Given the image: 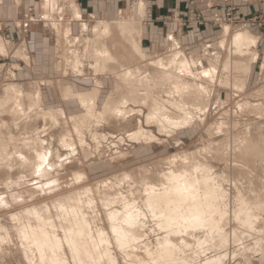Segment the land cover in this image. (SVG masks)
Listing matches in <instances>:
<instances>
[{"label": "rangeland", "instance_id": "374dc122", "mask_svg": "<svg viewBox=\"0 0 264 264\" xmlns=\"http://www.w3.org/2000/svg\"><path fill=\"white\" fill-rule=\"evenodd\" d=\"M192 2L194 3V0H191V3ZM233 11L234 9L230 10V12ZM228 18L222 19L220 21L222 23L221 24L222 28L225 27L224 30L226 32L225 38L222 41V47H226L227 49V57H226L227 60L225 59L226 61L223 60L222 63H220L219 59H215V58H213V60L210 59L211 58L210 55L206 51H204L201 46L194 48L193 52L186 51L182 47L178 46V49L184 52L185 58L192 60L193 57L196 59L199 57L198 60H200L201 62V64H197V68H196L197 70H194L195 71L194 73L197 74L196 76L194 75L196 79L192 77L190 80L186 79L185 81L186 82L189 81L188 83H190L191 85L192 84L203 85L205 86V88L207 86H210V88L212 89L210 92L209 90L210 88H209L207 90L208 93L207 92L205 93V95L207 96L208 94H210L209 95L210 97H208L207 99L209 100V107L205 112V114L197 115L198 119L195 123H193L194 125L186 127L182 130L179 129L174 131L169 128L170 127L169 125H167L168 127V129H166L167 131L164 130V132H162L161 130L159 134V130L156 124L151 126L146 123V118H145L146 114H143L141 116H139V114L134 115L133 119L129 121L130 123L129 122L125 123L123 118H119V119L111 118V115H109L110 117L109 116L107 117V115H105L103 116L104 117L103 119H101V117H97V115L94 117L93 116L88 117L86 119L85 118L86 111L84 108L81 107V105L66 108V112L63 117L62 113L59 111V108H51L47 104L49 103V100L46 99L44 96H43L44 98L41 99V104H40L41 106L35 108L37 110L33 108L31 109L33 112L18 113L17 105H15L14 102L12 101L15 102L19 101L21 103V108L24 111L26 110L29 112L30 108L28 107H30V105H32L33 102L35 103L33 99L32 101L30 99L35 96L32 93L35 89H37V88L35 89L33 88V86H35L36 84L33 83L32 81H29L27 76L20 77L19 75L20 68L17 65L9 64L6 67L0 68V129H1L0 130V150H1L0 151V157H1L0 184L2 183L0 186V201H1L0 202L1 205L0 236L2 235V238H0V242H1L0 264L41 263V261H39L40 259L38 258L39 256L38 247L35 248L33 243V233L38 234V232L40 234V235L38 234V236H40L41 238H43L45 234H49V236L57 237L62 242L61 244L63 247L62 248L63 257L67 259L68 264H77L76 263L78 262L77 255L71 253L72 251L70 250L69 243L66 240L70 241V239L73 240V238L75 239L79 237L78 235L79 233H77L78 231L76 230L79 224H82L84 221L89 222L88 225L90 229L89 230L90 234L87 237L86 236L85 237L91 241L92 239L94 240L93 244L95 246H93L92 249L95 252V258H97V260L90 261L87 264H114V263L148 264V262L149 264H170L168 262H164L165 261L163 260L164 258H161L162 255L161 243L165 242L167 239H169L170 241L176 240L177 242L181 243L182 238H185V241H187V243L190 244V246L187 248L181 245L183 250L182 254H184V256L188 259V261H191L192 264H205L210 260L212 261L214 258H221V257H222L221 264H255V263L257 264V262L260 260H262V262L264 261V201L262 202V200H264V195H262L264 194V160L262 161V159H264V149H263L264 136L262 138V135H264V49H262L260 52L262 56V60L257 62L256 68L250 66V63L257 59V54H254L257 52H254V50L252 51V47L254 45L251 46L248 50L246 48H240L238 50L234 49L233 51H231V44L233 41V37L237 33L244 32L245 30L236 32L237 30L240 29V27L238 25H234L235 24L234 21ZM247 21L249 24L251 23L259 28H264V16L255 17ZM197 22L203 25L202 24L203 21L197 20ZM200 24L199 26H201ZM245 32L248 31L246 30ZM220 36L217 35L216 39L217 37ZM202 42L204 41H202V39L199 38L198 43H202ZM173 52L174 51L171 50L170 54L168 53L165 54L164 56L163 55L153 56L146 61L145 66L151 64L149 63V61L157 62L159 60H164L165 62H167V59H169L174 55ZM232 52L233 54L239 53V55L234 54L233 56L234 58H233L231 55ZM233 59L235 62L233 61ZM245 60L247 61L249 60V61L246 62ZM227 62H230V64L229 63L228 65L225 64ZM241 62L249 63L250 69L248 68L246 69V71L242 69H238L239 68L238 64ZM212 63L215 66H217L218 69V78H217L218 81L216 80L218 85L216 87L214 85H213L214 87L212 86L213 84V79H211V76L213 77L212 74L208 78H205V76L202 74L203 71L211 70ZM139 66L145 67L143 65H139ZM148 68L149 69L147 70L151 73L152 72L151 67ZM229 70L230 71L239 70L240 73L239 74L231 73ZM241 72L242 73L244 72V74H242ZM43 75L44 74H42L41 72V74L37 73L34 74L33 76L37 77ZM259 75L260 77H258ZM252 78H254L255 81ZM227 79L228 80L230 79L229 81L231 82L228 85L225 83L227 82L226 81ZM115 80H116V76H115ZM206 80H208V82H206ZM238 80L245 81L243 83L245 84L243 90L239 89L241 83H238L240 82ZM237 86H239V88ZM153 91H154L153 92L154 95H157L159 93L158 92L159 90L157 89ZM114 93L116 95H120L116 87ZM28 98L30 101L28 100ZM99 103L100 104L97 110L102 111V106L104 103L102 102V100ZM245 104L246 106H244ZM255 105L259 108L263 107L262 109L258 108L259 110H261L258 111V114L255 110L257 109V107L255 108ZM139 107L140 105H137V107L134 106V111L135 112H139L137 110L144 111L143 107L142 108ZM246 107H248L249 110L248 108L245 109ZM42 112L45 114L44 115L41 114ZM174 115L176 116V114ZM177 115L180 114L177 113ZM17 117L18 118L20 117V120ZM47 118L48 120H46ZM64 118L65 121H63ZM140 118L142 120V124H140V126H142L146 131L150 132L151 134H154V136L157 137L156 139L159 140V143H157V141L154 140H149L151 142L150 143L146 138L145 139L143 138L139 142H132L131 140L127 139L130 133L139 130L137 119ZM85 119L86 120L90 119L94 123L93 122L91 123V121H86ZM73 121L75 125L74 123L72 124ZM97 121L98 122L100 121L101 123L100 122L98 123ZM92 124L95 125L92 126ZM89 125L92 128H89ZM86 126L87 129H85ZM218 127L219 128L221 127L220 130H218ZM80 130L82 132H80ZM65 134L66 135L69 134L68 135L69 137H67ZM145 134L148 135V133ZM78 136L81 137V139L78 138ZM62 137L64 138V140H61L63 139ZM144 137H146V135ZM247 137H249L250 140L258 138L259 141H262L260 151L254 153L255 155L252 154L250 158L248 157V155L244 156L242 155V153L237 154L235 152L236 149L238 152H240L242 146H244L243 144H247L248 142H250V140H248ZM120 138H122L123 140ZM238 138L239 139L241 138L240 141L238 140ZM2 139L4 140L1 141ZM97 142L99 143V145ZM235 142H237V144ZM37 144L39 145L37 146ZM34 145L37 146L36 147V149L38 150L37 152L32 149ZM61 147H64V149L66 150L62 149ZM204 149L205 151H203L204 153H202V150ZM2 150L4 152H2ZM210 151H212L213 154ZM210 153L211 156H209ZM217 153L219 154L217 155ZM42 154L48 155L49 157L46 165L44 164L45 166L42 164L43 161L41 156ZM232 154L233 155L235 154V156L233 157ZM256 154H258L257 157ZM198 155L199 157H197ZM215 157H219L220 159L219 158L215 159ZM221 157H224L225 159ZM30 158L33 159L35 158V159L34 160L32 159L33 161L32 162ZM195 158L196 160L198 159L197 160L198 162L195 160ZM241 158L243 161L241 160ZM25 159H27L28 161L23 163L24 162L23 160ZM174 160L176 163L173 162ZM41 164L44 167H41ZM179 164H182L183 169L181 168L182 166ZM199 164L211 165L213 167V171H216V173L215 172L214 173L216 174V176L218 175L217 183L221 185V187L228 193V195L226 194L221 199V203H222V204L220 203L221 209L229 213L227 214L226 218L222 220L219 231L213 230L211 227L209 226L207 227L206 225L199 227L191 226V227H187L186 230H183L184 232H180V233L172 232L169 236V234H167L166 231L160 229L158 225L159 220L155 217V215L154 216L152 215V212L149 209V205L147 204V200H146L148 198V195L145 189L146 188L145 185L152 181L151 185L155 183L154 185L156 188L159 187L162 189V185L167 184V181H165L164 183L165 179L163 177L167 174L169 175L172 169L175 171L180 170L179 172H181L182 170L186 171L187 169H190L192 167L196 168L200 166ZM48 165H50L51 168H49ZM177 167L179 169H177ZM43 168H47L51 175L48 177H43L41 174L42 173L41 169ZM191 170L192 169H190L189 173L188 172L187 173L190 174V172L192 173L195 171V170L194 171ZM200 170L201 169H199V171ZM183 171L182 173H186ZM201 173L202 172H200V174ZM223 173L225 176L226 175L227 176L226 177L223 176ZM141 175L143 176V178ZM135 176L138 177V179ZM228 176L229 178H227ZM148 177L150 178V180L148 179ZM121 179L125 181L122 182ZM133 179L136 180L133 181ZM139 179L142 181H139ZM228 179L234 181L232 182ZM139 182H141L140 183L141 185L138 184ZM159 182L161 185L159 184ZM226 184L227 186H225ZM115 185L117 186L118 189L116 188ZM6 186H8V188ZM106 186L108 189L106 188ZM129 188L131 189L129 190ZM241 190L244 193H242ZM239 193L240 195L243 196L247 194V196L244 197L245 201L247 202H255L258 204L261 202L260 203L261 207H257L254 209L255 211L254 214H257V218L256 221H253V224L251 225L250 228H245V226L243 225L241 226V224H243L244 221L241 223V220L239 222V220L236 217L237 215H239L238 213L241 214V211L238 210V208H240L241 205L237 203L238 200H240ZM4 197L6 198V200ZM69 197L70 198L75 197V198L74 200L72 199V201L70 202L68 199ZM128 197L131 198L128 199ZM1 198L3 199L1 200ZM123 199L125 200V202ZM254 199L255 201H253ZM58 200H60L61 202ZM108 200L110 201V203ZM62 202H65L64 203L65 209H63L60 205ZM77 202L78 204H76ZM105 204L106 206L108 205L110 208L108 206L106 207ZM141 204L143 205L141 206ZM47 208L48 210H46ZM113 208L114 211H112ZM34 209H36V212L40 210V213L38 212V214L41 215L40 216L33 215V213L35 212ZM47 211H49L47 214L44 213ZM132 214L134 215L140 214L139 220L137 221L138 223L136 222L137 224H134L132 226L129 225L128 227V225L125 224L126 223L125 220L128 217V215H132ZM241 215L240 216L242 218L239 217L240 219L246 218L245 217L246 214H244V216L243 214ZM46 217L47 220L49 219L48 221L46 220ZM141 217L142 219H140ZM143 219L144 222H142ZM51 223L54 226H52ZM58 223L62 225H59ZM65 224L66 226L69 225V228H67ZM31 227L32 228L35 227V228L32 229ZM58 228L59 230H57ZM126 229H130L131 231H127ZM65 232L67 233L68 237L66 236ZM165 235L167 236V238ZM163 237L165 239H163ZM205 239L206 241H204ZM199 241L205 242L203 247H199L198 244ZM119 242L121 243L123 242L125 246L120 247ZM219 244L221 245L219 246ZM137 248L140 249V251ZM180 251L181 249L178 250V253ZM189 251H191V253ZM173 253H175V251H173ZM26 254L30 256L29 259L26 258ZM74 255H76V259L74 258ZM191 255L194 256L190 257ZM138 256H140V258ZM145 257H147V259H145ZM110 258L114 259L115 261L111 260ZM28 260L30 262H26Z\"/></svg>", "mask_w": 264, "mask_h": 264}, {"label": "crops", "instance_id": "0c3cea01", "mask_svg": "<svg viewBox=\"0 0 264 264\" xmlns=\"http://www.w3.org/2000/svg\"><path fill=\"white\" fill-rule=\"evenodd\" d=\"M259 16H264V0H0V42L6 51L0 53V68L17 65L20 77L27 76L36 84L34 89L42 90L41 99L65 113L66 108L79 105L74 98L66 100V92L76 96L100 89L98 98L103 103L114 93L115 76L91 70L95 51L103 45L126 67L145 66L153 56L170 54L174 42L190 52L201 46L210 59L222 63L227 49L222 47L226 32L220 21L229 17L240 27L236 32L247 30L256 39L252 51L257 52V60L250 63L256 68L262 60L264 28L247 20ZM199 38L204 42L198 43ZM41 72L43 76H33Z\"/></svg>", "mask_w": 264, "mask_h": 264}, {"label": "bare ground", "instance_id": "6f19581e", "mask_svg": "<svg viewBox=\"0 0 264 264\" xmlns=\"http://www.w3.org/2000/svg\"><path fill=\"white\" fill-rule=\"evenodd\" d=\"M142 8V7H141ZM128 25V23H126ZM132 24V23H130ZM134 26V25H132ZM119 27V26H118ZM123 29V27L120 25V29ZM119 29V28H118ZM130 29V27H129ZM128 29V30H129ZM112 30V29H111ZM60 31V30H59ZM124 31V30H123ZM102 32V31H101ZM126 32V31H125ZM98 33V31H97ZM107 33V32H106ZM112 33H113V30H112ZM123 33V32H122ZM108 34V33H107ZM102 35V34H101ZM134 35V34H133ZM111 36V35H110ZM65 38V37H64ZM133 38V37H132ZM131 38V39H132ZM173 39V38H172ZM59 40V39H58ZM63 40V39H62ZM98 40V39H97ZM109 40V39H108ZM132 40H135L134 38ZM131 40V41H132ZM60 41V40H59ZM102 41V40H101ZM115 41V39H114ZM66 42V40H65ZM104 42V41H103ZM108 42V41H107ZM111 42V41H110ZM258 42V41H257ZM5 43V41H4ZM102 44V42H100ZM137 43V42H136ZM62 45V44H61ZM95 45V44H94ZM135 45V44H133ZM174 45V49H172L174 52H173V56L170 57L169 59H167V62H165L164 60H159L157 62H152V61H149V63H151L150 65L148 64V66H145V67H140V66H123L121 64H119V62L117 60L119 59H115L113 57V55L111 54V52L107 49V47H104V45L101 47H98L95 51L96 53V60L95 62L93 63V67H91V70L93 69L95 71V74L98 75L99 72L101 73H104V74H111V75H115L116 76V88H117V91L120 95H116L115 93H112L108 99H106V101L104 102L103 106H102V111H98V107H99V102H100V96L98 95L99 94V91L95 89V91H92V93L90 94H82V93H78L76 94V96L74 95H68L65 93V97L67 98L66 100H68V98H74L79 105H81L82 108L85 109L86 111V116L85 118L87 119L88 117H94L97 115V117H101V119H103L105 115H107V117L109 115H111V118H114V119H119V118H123L124 122H129L133 119V116L134 115H138L141 116L143 114H146V123L153 126L154 124L157 125L158 127V130H159V134H160V131L162 130V132L167 131L166 129H168L167 125H169L170 129L171 130H182L186 127H189L191 125H194L193 123H195L197 121V115L199 114H205V112L207 111L208 107H209V100L208 97H210L208 94L205 95V93L207 92V90L210 88V86H207L205 88V86L203 85H197V84H190L188 82H186L185 80H190L192 77L194 79H196V73H194L195 71L194 70H197V64H201L199 57L196 59L193 57L192 60L190 59H187L184 57V52L180 51L178 49V46L179 44H177V42H174L173 43ZM253 45H256V39L248 32H240V33H237L234 37H233V41H232V44H231V51H233L234 49L238 50L240 48H246L247 50L253 46ZM108 46V45H107ZM136 46V45H135ZM134 46V47H135ZM138 46V45H137ZM112 47V46H111ZM60 48V47H59ZM62 48V47H61ZM88 48V47H87ZM138 48V47H137ZM91 49V48H90ZM89 49V51H90ZM134 50H136V47L133 48ZM140 50V49H139ZM19 51V50H18ZM60 51V50H59ZM87 51V50H86ZM137 53V51H135ZM141 52V51H140ZM139 52V53H140ZM239 52V51H237ZM0 53L1 54H5L6 51H5V47L4 45L0 42ZM72 53V52H71ZM84 53V51H83ZM138 54V53H137ZM141 54V53H140ZM235 55H239V53H234ZM233 52H232V57L234 56ZM64 55V54H63ZM66 55V54H65ZM147 55V54H146ZM244 55V54H243ZM148 56V55H147ZM255 57V56H253ZM63 58V57H62ZM123 58V57H122ZM126 58V57H125ZM140 58V57H139ZM144 58V57H143ZM182 58V59H181ZM220 58V57H218ZM234 58V57H233ZM69 61H70V58H67ZM77 61H75L74 59L72 61H75L77 62L76 65H77V69L78 70L80 68V60H79V57L77 56L76 54V58ZM232 59V58H231ZM230 59V60H231ZM125 60V59H124ZM141 60L142 57H141ZM140 60V61H141ZM257 60V59H256ZM145 61V60H144ZM234 61V59H233ZM246 62H248L247 60H245ZM131 62V61H130ZM231 62V61H230ZM230 62H227L225 64L228 65V63L230 64ZM235 62V61H234ZM71 63V62H70ZM90 63V62H89ZM232 63V62H231ZM61 64V63H59ZM91 64V63H90ZM89 64V65H90ZM114 64H117L118 66L115 67L113 66ZM131 64V63H130ZM193 64V65H191ZM63 65V64H62ZM69 65V64H68ZM88 65V64H87ZM236 65V64H235ZM239 68L238 69H242V70H245L246 69H250L249 67V64L248 63H239ZM226 66V65H225ZM224 66V67H225ZM66 67V66H65ZM148 67H151L152 69V72L150 73L147 69H149ZM72 68V67H71ZM90 68V67H89ZM85 69V68H84ZM186 69V70H185ZM225 69V68H224ZM228 69V68H226ZM73 70V69H72ZM90 70V69H89ZM90 70V71H91ZM230 71V70H229ZM72 72V71H71ZM98 72V73H97ZM231 73H237L239 74V70L235 71V70H232L230 71ZM74 73V72H73ZM92 73V72H91ZM242 73V72H241ZM79 74V73H78ZM86 74V72H85ZM205 78H208L210 77V75L212 74L213 77L211 76V79H213V84L212 86L214 85L215 87L218 85L217 83V78H218V69H217V66H215L213 63L211 64V70H208V71H203L202 73ZM201 74V75H202ZM244 74V72L242 73ZM246 74V73H245ZM195 75V76H194ZM105 76V75H104ZM84 77V76H83ZM87 77V75H86ZM96 77V76H95ZM112 77V76H111ZM203 77V76H202ZM98 78V77H97ZM101 78V77H100ZM199 78V77H197ZM216 78V79H215ZM83 79V78H82ZM184 79V80H183ZM210 80V79H209ZM217 80V81H216ZM230 80V79H229ZM228 79L226 80L227 82H225L227 85L229 83H231ZM95 81V79H94ZM203 81V80H202ZM205 81V79H204ZM211 81V80H210ZM216 81V82H215ZM240 82L238 83H241L240 85V88L239 86H237L239 89H242L243 90V87H245V84H243L245 81L244 80H238ZM93 82V81H92ZM196 82V81H195ZM206 82H208V80H206ZM205 82V83H206ZM224 82V81H223ZM96 83V82H95ZM101 83V82H99ZM201 83V82H200ZM217 83V84H216ZM98 84V83H96ZM208 85V84H207ZM225 85V84H224ZM211 86V87H212ZM213 86V87H214ZM102 87V86H101ZM21 88V87H20ZM226 88V87H225ZM233 88V87H232ZM12 89V88H11ZM15 89V88H14ZM159 90L158 94L157 95H154L153 94V90ZM210 92H211V88L209 89ZM17 91V90H16ZM18 91H21V90H18ZM65 91H68V89H66ZM143 91V92H142ZM240 91V90H238ZM24 92V91H23ZM243 92V91H242ZM241 92V93H242ZM14 93V92H13ZM19 93V92H18ZM41 89L40 88H37L33 91L32 94H34L35 96L33 98H31L30 100L32 101V99L35 101V103L33 102L32 105H30V110L29 112L28 111H24L22 108H21V103L19 101H12L14 102L15 105H17V112L18 113H30V112H33L31 109H35L36 107H40L41 105ZM208 93V92H207ZM213 94V93H212ZM216 95V94H215ZM99 96V98H98ZM12 97V95H11ZM234 98V97H233ZM29 100V98H28ZM29 100V101H30ZM25 102V100H24ZM27 102V101H26ZM249 102V101H248ZM251 103V102H250ZM25 104V103H24ZM43 104V103H42ZM137 105H140L139 108H142L144 109L143 110H137L139 112H135L134 111V106L137 107ZM249 105V103H248ZM246 106V104L244 105ZM243 106V107H244ZM251 106V105H250ZM27 107V105H26ZM257 106L255 105V108ZM261 107V106H260ZM101 108V107H100ZM248 107H246L245 109H247ZM253 108V106H252ZM251 108V109H252ZM254 108V109H255ZM259 107H257L258 109ZM263 108V107H262ZM262 108H259V109H262ZM253 109V110H254ZM256 110L257 114H258V111H261V110ZM37 110V109H35ZM45 110V109H44ZM244 110V108H243ZM242 110V111H243ZM249 110V108H248ZM247 110V111H248ZM254 110V111H255ZM55 111V110H54ZM58 111V110H57ZM63 117H64V112L62 110H59ZM84 111V112H85ZM210 111V110H209ZM241 111V110H240ZM253 111V112H254ZM35 112V111H34ZM38 112V111H37ZM49 112V111H48ZM56 112V111H55ZM141 112V113H140ZM249 112V111H248ZM40 113V112H39ZM177 113H179L180 115H177ZM243 113V112H242ZM255 113V112H254ZM41 114H45V113H41ZM40 114V116H41ZM176 114V116L174 115ZM260 114V112H259ZM19 115V114H18ZM35 115V114H34ZM84 115V114H83ZM174 115V116H173ZM246 115V114H245ZM262 115V114H261ZM20 116V115H19ZM47 116V114H46ZM55 116V114H54ZM82 116V115H81ZM263 116V115H262ZM77 117V116H76ZM110 117V116H109ZM18 118V117H17ZM16 118V119H17ZM23 118V117H22ZM41 118V117H40ZM56 118V117H55ZM60 118V117H59ZM73 118V117H72ZM143 118V117H142ZM20 120V117L18 118ZM81 119V118H80ZM83 119V118H82ZM85 119V120H86ZM96 119V118H95ZM106 119V118H105ZM23 120V119H22ZM38 120V119H37ZM44 120V118H43ZM42 120V121H43ZM48 120V118L46 119ZM52 120V119H51ZM63 120V119H62ZM76 120V119H75ZM107 120V119H106ZM31 121V120H30ZM65 121V118L64 120ZM67 121V120H66ZM82 121V120H81ZM86 121H91L90 119L89 120H86ZM119 121V120H118ZM46 122V121H45ZM78 122V121H77ZM85 122V121H84ZM93 121H91L92 123ZM98 122V121H97ZM100 122V121H99ZM98 122V123H99ZM103 122V121H102ZM27 123V122H26ZM30 123V122H29ZM48 123V122H47ZM74 123V121L72 122V124ZM80 123V121H79ZM94 123V122H93ZM101 123V122H100ZM107 123V122H106ZM109 123V122H108ZM130 123V122H129ZM137 123H138V128L139 130H137L136 132H132L129 134V137L127 139L131 140L132 142H139L140 140H142L143 138L145 139H148L149 140H154V141H157V143H159V140L156 139L157 137L154 136V134H151L150 132L146 131L142 126H140V124H142V120L141 118L140 119H137ZM227 123V122H226ZM45 124V123H44ZM61 124V123H60ZM66 124V123H65ZM82 124V123H81ZM90 124V123H88ZM28 125V124H27ZM75 125V123H74ZM85 125V124H84ZM95 125V124H92V126ZM102 125V124H101ZM108 125V124H107ZM222 125V124H221ZM23 126V125H21ZM54 126V125H52ZM77 126V124H76ZM74 126V127H76ZM88 126V125H87ZM87 126L85 127V129H87ZM100 126V125H99ZM121 126V125H120ZM238 126V125H237ZM236 126V127H237ZM82 127V126H80ZM79 127V128H80ZM224 127V126H223ZM21 128V127H20ZM89 128H92L90 127L89 125ZM110 128V127H109ZM151 128V127H150ZM221 128V127H220ZM220 128L218 127V130H220ZM224 129V128H223ZM229 129V127H228ZM226 129V130H228ZM1 130V129H0ZM93 130V129H92ZM84 131V130H83ZM151 131V130H150ZM78 132V131H77ZM80 132H82L80 130ZM177 132V131H176ZM223 132V131H222ZM145 133H148L145 134ZM167 133V132H166ZM172 133V131H171ZM170 133V134H171ZM247 133V132H246ZM251 133V132H250ZM2 134V133H1ZM39 134V133H38ZM70 134V132H69ZM68 134V135H69ZM241 134V133H239ZM3 135V134H2ZM66 135V134H65ZM68 135H66L67 137H69ZM73 135V134H72ZM77 135V134H76ZM100 135V134H99ZM146 135V137H144ZM163 135V134H162ZM262 135V134H261ZM66 136H63V137H66ZM85 136V135H83ZM95 136V135H94ZM103 136V134H102ZM114 136V135H112ZM166 136V134H165ZM163 136V137H165ZM248 136V134H247ZM264 135H262V138H263ZM62 137V138H63ZM98 137V136H97ZM100 137V136H99ZM105 137V136H104ZM117 137V136H116ZM120 137V136H119ZM2 138V137H1ZM5 138V137H4ZM28 138V137H27ZM74 138V137H73ZM78 138L81 139V137L78 136ZM246 138V136H245ZM248 140L249 137H247ZM93 139V138H92ZM105 139V138H104ZM110 139V138H109ZM108 139V140H109ZM122 139V138H120ZM241 139V138H240ZM240 139L238 138V140L240 141ZM264 139V138H263ZM4 139H2L1 141H3ZM6 140V139H5ZM14 140V139H13ZM25 140V139H24ZM23 140V142H24ZM61 140H64L61 139ZM72 140V139H71ZM84 140V139H82ZM86 140V139H85ZM101 140V139H100ZM123 140V139H122ZM244 140V139H243ZM254 140V141H253ZM253 140H250V142H248L247 144H243L244 146H242L240 152L237 151L236 149V153H242V155L244 156H247L250 158V156L255 155L254 153H257L258 151H260V148H261V142L262 141H259L258 138L257 139H253ZM261 140V139H260ZM147 141V140H146ZM245 141V140H244ZM101 142V141H100ZM150 142V141H149ZM20 143V142H19ZM69 143V142H68ZM98 143V142H97ZM151 143V142H150ZM156 143V142H155ZM162 143V142H161ZM160 143V144H161ZM237 144V142H235ZM72 144V143H71ZM142 144V143H140ZM139 144V145H140ZM146 144V143H145ZM239 144V143H238ZM264 144V142H263ZM7 145V144H6ZM27 145V144H25ZM39 144H37L38 146ZM84 145V144H83ZM99 145V143H98ZM36 145H34L32 147V149L34 151H38L36 149L37 147ZM234 146V145H233ZM238 146V145H236ZM25 147V146H24ZM28 147V146H27ZM84 147V146H83ZM241 147V146H239ZM263 147V146H262ZM39 148V147H38ZM62 149H64V147H61ZM76 148V146H75ZM82 148V146H81ZM209 148V147H208ZM219 148V147H218ZM236 148V147H235ZM238 148V147H237ZM18 149V148H17ZM206 149V148H205ZM202 150V153H204ZM215 149V148H214ZM223 149V148H222ZM264 149V148H263ZM21 150V149H19ZM40 150V149H39ZM66 150V149H64ZM210 150V149H209ZM209 150H208V153H209ZM221 150V148H220ZM235 150V149H234ZM1 151V150H0ZM23 151V150H22ZM25 151V150H24ZM207 151V150H206ZM219 151V150H218ZM2 152H4L2 150ZM17 152V151H16ZM212 153V151H210ZM233 152V151H232ZM24 153V152H23ZM39 153V152H38ZM206 153V154H208ZM211 153L209 154V156H211ZM228 153V152H226ZM235 153V154H236ZM3 154V153H2ZM50 154V153H49ZM195 154V153H193ZM213 154V153H212ZM219 153H217L218 155ZM235 154L233 155V157L235 156ZM31 155V154H30ZM33 155V154H32ZM125 155V154H124ZM241 155V154H240ZM258 154H256V157H257ZM3 156V155H2ZM38 156V155H37ZM42 156V164L46 165L47 163V160H48V155H41ZM202 156V155H201ZM208 156V155H207ZM219 156H222V155H219ZM260 156V155H259ZM6 157V156H5ZM4 157V158H5ZM29 157V156H28ZM31 157V156H30ZM33 157V156H32ZM199 157V155L197 156ZM214 157V156H213ZM243 157V156H241ZM1 158V157H0ZM60 158V157H59ZM121 158V157H120ZM189 158V156H188ZM209 158V157H208ZM211 158V157H210ZM216 158H219V157H215ZM221 158H224V157H221ZM248 158V159H249ZM255 158V157H254ZM31 161L33 158H30ZM29 159V160H30ZM35 159V158H34ZM33 159V160H34ZM191 159V158H190ZM203 159V158H201ZM220 159V158H219ZM217 159V160H219ZM225 159V158H224ZM233 159V158H232ZM240 159V158H239ZM247 159V158H246ZM257 159H260V158H257ZM12 160V159H11ZM37 160V159H36ZM196 160V158H195ZM198 160V159H197ZM196 160V161H197ZM242 160V158H241ZM264 159H262L263 161ZM20 161V160H19ZM25 162H27L28 160L25 159L23 160ZM193 161V160H192ZM203 161V160H202ZM243 161V160H242ZM253 161V160H252ZM33 162V161H32ZM174 163L175 160L173 161ZM198 162V161H197ZM246 162V161H245ZM40 163V162H38ZM21 164V163H20ZM27 164V163H26ZM41 164V167H44L42 166ZM169 164V163H168ZM247 164V163H246ZM178 165V164H177ZM182 166V164H179ZM200 165V164H199ZM3 166V165H2ZM22 166V165H21ZM49 168H51L50 165H48ZM1 167V166H0ZM30 167V166H29ZM40 167V168H41ZM172 167V166H171ZM235 167V166H234ZM12 168V167H10ZM15 168V167H14ZM183 169V166L181 167ZM190 168V167H189ZM9 169V168H8ZM7 169V170H8ZM177 169H179L177 167ZM192 169L191 171H194V172H190L189 173V170ZM190 169H187L186 171H183V172H186V173H182L179 172L180 170H171L170 171V174L168 175H165L163 178L165 179L164 180V183L165 181H167V184L165 185H162V189L159 188V187H155V183L153 185H151L152 181L150 183H147L145 186H146V192H147V195H148V198L146 199L147 200V204L149 205V209L151 210L152 212V215L159 220L158 222V225L160 227V229L164 230L167 232V234H170L172 232H176V233H180V232H184L183 230H186L187 227H191V226H204L206 225L207 227H211L213 230H217L219 231L220 230V224L222 222V220H224L227 216V213L226 211L222 210L221 209V199L222 197H224L226 194L228 195V193L221 187V185H219L217 183V176H216V171H213V167L211 165H207V164H202L196 168L192 167ZM199 169H201L199 171ZM3 170V169H2ZM33 170V169H32ZM42 170V176L43 177H48L50 176V172L47 168H43L41 169ZM198 170V171H196ZM238 170V169H237ZM1 171V169H0ZM145 172V171H144ZM146 172H147V169H146ZM188 172V173H187ZM200 172H202L200 174ZM215 172V173H214ZM199 173V174H198ZM38 174V173H37ZM79 174V173H78ZM146 174V173H145ZM148 174V173H147ZM150 174V173H149ZM163 175V174H162ZM41 176V175H39ZM126 176V175H125ZM130 176V175H129ZM133 176V175H132ZM142 176V175H141ZM150 176V175H148ZM161 176V175H160ZM222 176V175H221ZM219 176V177H221ZM223 176L224 173H223ZM227 176V175H226ZM225 176V177H226ZM136 177V176H135ZM135 177H132V178H135ZM159 177V175H158ZM157 177V178H158ZM126 178V177H125ZM131 178V180H132ZM138 179V177H136ZM141 178V177H140ZM143 178V176H142ZM229 178V176L227 177ZM49 179V178H48ZM124 179V178H123ZM148 179L150 180V178L148 177ZM153 179V178H152ZM160 179V178H159ZM232 179V178H231ZM243 179V178H242ZM11 180V178H10ZM50 180V179H49ZM119 180V179H118ZM122 180V179H121ZM130 180V181H131ZM136 180V179H135ZM133 179V181H135ZM147 180V179H145ZM157 180V179H156ZM221 180V179H220ZM223 180V179H222ZM227 180V179H226ZM230 180V179H228ZM53 181V180H52ZM83 181V180H82ZM117 181V180H116ZM125 181V180H124ZM122 180V182H124ZM139 181H142L139 179ZM144 181V179H143ZM232 181V180H230ZM234 181V180H233ZM232 181V182H233ZM237 181V180H236ZM239 181V179H238ZM243 181V180H242ZM127 182V181H126ZM125 182V183H126ZM129 182V181H128ZM137 182V181H136ZM163 182V181H162ZM161 182V183H162ZM228 182V181H227ZM7 183V181H6ZM141 182H139L138 184H140ZM143 183V182H142ZM158 183V182H157ZM231 183V182H230ZM236 183V182H235ZM240 183V182H239ZM2 184V183H1ZM0 184V186H1ZM44 184V183H43ZM115 184V183H114ZM121 184V183H120ZM119 184V185H120ZM145 184V182H144ZM160 184V182H159ZM158 184V185H159ZM222 184V183H221ZM225 184V183H224ZM237 184V183H236ZM14 185V184H13ZM122 185V184H121ZM131 185V184H130ZM129 185V186H130ZM135 185V184H134ZM141 185V184H140ZM161 185V184H160ZM232 185V184H231ZM238 185V184H237ZM57 186V185H56ZM104 186V185H103ZM116 186V185H115ZM123 186V185H122ZM137 186V185H136ZM144 186V185H142ZM157 186V184H156ZM227 186V184L225 185ZM8 188V186H6ZM10 187V185H9ZM12 187V186H11ZM42 187V186H40ZM46 187V186H45ZM55 187V186H54ZM131 187V186H130ZM134 187V186H133ZM15 188V187H14ZM44 188V187H43ZM107 188V186H106ZM117 188V186H116ZM115 188V189H116ZM121 188V187H120ZM140 188V187H139ZM235 188V187H234ZM58 189V188H57ZM90 189V188H89ZM101 189V188H100ZM108 189V188H107ZM114 189V188H113ZM118 189V188H117ZM131 188H129L130 190ZM133 189V188H132ZM137 189V188H136ZM241 189V188H240ZM239 189V190H240ZM246 189V188H245ZM244 189V190H245ZM92 190V189H91ZM106 190V189H105ZM111 190V189H110ZM142 190V189H141ZM228 190V189H227ZM258 190V189H257ZM138 191V190H137ZM242 191V190H241ZM249 191V190H248ZM254 191V190H253ZM252 191V192H253ZM93 192V191H92ZM108 192V191H107ZM136 192V191H135ZM229 192V191H228ZM15 193V192H14ZM76 193V192H75ZM80 193V192H79ZM113 193V192H112ZM142 193V192H141ZM242 193H244L242 191ZM246 193H247V190H246ZM35 194V193H34ZM134 194V193H133ZM130 195V194H129ZM145 195V194H144ZM146 195V196H147ZM240 195V193H239ZM245 195V194H244ZM251 195V194H250ZM264 195V194H262ZM85 196V195H84ZM123 196V195H122ZM247 194L245 196L243 195H240V200H238L237 203H239L241 206L240 208H238V210L241 211V214H246L244 219H240L239 217H241L242 215L240 213H238L239 215H237V219L241 220V223L244 221L243 224H241V226H245V228H250L251 225L253 224V221H256V218H257V214H254V209L257 208V207H261V202L258 204V203H255V202H247L245 201V198ZM82 197V196H81ZM251 197V196H250ZM249 197V198H250ZM253 197V196H252ZM5 198V197H4ZM75 198V197H74ZM74 198H68L69 201L71 202L72 199L74 200ZM91 198V197H90ZM110 198V197H109ZM123 198V197H122ZM131 198V197H128V199ZM140 198V197H139ZM145 198V197H144ZM263 198V197H262ZM261 198V199H262ZM3 198H1L2 200ZM67 199V198H66ZM65 199V200H66ZM104 199V198H103ZM133 199V198H132ZM6 200V198H5ZM87 200V199H86ZM102 200V199H101ZM105 200V199H104ZM111 200V199H110ZM122 200V199H121ZM124 200V199H123ZM134 200V199H133ZM131 200V201H133ZM136 200V199H135ZM142 200V199H141ZM248 200V199H247ZM60 201V200H58ZM63 201V200H62ZM83 201V200H82ZM81 201V202H82ZM95 201V200H94ZM109 201V200H108ZM116 201V200H115ZM137 201V200H136ZM145 201V200H144ZM255 201V199L253 200ZM264 200H262L263 202ZM1 202V201H0ZM57 202V200H56ZM61 202V201H60ZM87 202V201H86ZM104 202V201H102ZM113 202H114V199H113ZM125 202V200H124ZM135 202V201H134ZM64 203L65 202H62L60 205L63 209H65L64 207ZM106 203V202H105ZM110 203V201H109ZM112 203V202H111ZM141 203V202H140ZM145 203V202H144ZM221 203V204H220ZM225 203V202H224ZM3 204V203H2ZM66 204H67V201H66ZM70 204V203H69ZM78 204V202L76 203ZM128 204V202H127ZM126 204V205H127ZM57 205V204H56ZM71 205V204H70ZM84 205V204H83ZM113 205V204H112ZM143 204H141L142 206ZM66 206V205H65ZM106 206V204H105ZM108 206V205H107ZM106 206V207H107ZM125 206V205H124ZM131 206V205H129ZM140 206V207H141ZM224 206V205H223ZM222 206V208H223ZM1 207V205H0ZM47 207V206H46ZM69 207V205H68ZM75 207V206H74ZM109 207V206H108ZM118 207V206H117ZM123 207V206H122ZM145 207V205H144ZM239 207V206H238ZM3 208V207H2ZM67 208V207H66ZM83 208V207H82ZM110 208V207H109ZM116 208V207H115ZM126 208V207H125ZM129 208V207H128ZM147 208V207H146ZM229 208V207H228ZM58 209V208H57ZM56 209V210H57ZM71 209V208H70ZM84 209V208H83ZM82 209V210H83ZM103 209V208H102ZM123 209V208H122ZM226 209V208H225ZM28 210V209H27ZM35 212L33 213V215H39L38 212L40 213V210L38 212H36V209H34ZM48 210V208L46 209ZM45 210V211H46ZM68 210V209H67ZM93 210V208H92ZM116 210V209H115ZM146 210V209H145ZM33 211V210H32ZM43 211V210H42ZM52 211V210H51ZM114 211V208L113 210ZM137 211V210H136ZM142 211V210H141ZM149 211V210H148ZM229 211V210H228ZM231 211V210H230ZM239 211V212H240ZM49 211L47 212H44V213H48ZM70 212V211H69ZM79 212V210H78ZM77 212V213H78ZM123 212V211H122ZM144 212V211H143ZM42 213V212H41ZM57 213V212H56ZM60 213V211H59ZM85 213V212H84ZM83 213V214H84ZM121 213V212H120ZM21 214V213H20ZM79 214V213H78ZM136 214V213H135ZM149 214V213H148ZM260 214V213H259ZM262 214V213H261ZM24 215V214H22ZM41 215V214H40ZM39 215V216H40ZM59 215V214H58ZM57 215V216H58ZM87 215V214H86ZM112 215V214H111ZM150 215V214H149ZM241 215V216H240ZM16 216V215H15ZM14 216V217H15ZM19 216V214H18ZM47 216V215H46ZM62 216V215H61ZM66 216V215H65ZM80 216V215H78ZM92 216V215H91ZM115 216V215H113ZM139 215H128V217L126 218V225H134V224H137L138 220H139ZM151 216V215H150ZM13 217V216H12ZM45 217V215H44ZM49 217V216H48ZM71 217V215H70ZM111 217V216H110ZM122 217V216H121ZM152 217V216H151ZM24 218V217H23ZM42 218V217H41ZM53 218V217H52ZM61 218V217H60ZM109 218V216H108ZM148 218V217H147ZM232 218V217H231ZM242 218V217H241ZM12 219V218H11ZM30 219V217H29ZM45 219V218H44ZM71 219V218H70ZM142 219V217L140 218ZM236 219V220H237ZM28 220V219H27ZM41 220V219H40ZM46 220H47V217H46ZM49 220V219H48ZM47 220V221H48ZM81 220V219H80ZM88 220V219H87ZM121 220V219H120ZM151 220V219H150ZM25 221V220H24ZM33 221V220H32ZM55 221V220H54ZM64 221V220H63ZM62 221V222H63ZM146 221V220H145ZM16 222V221H15ZM22 222H23V219H22ZM21 222V224H22ZM36 222V221H35ZM56 222H59V221H56ZM121 222V221H120ZM137 222V223H136ZM144 222V219L143 221ZM157 222V221H156ZM17 223V222H16ZM27 223V222H25ZM71 223V222H70ZM74 223V222H73ZM89 222H86L84 221L82 224H79V226L77 227V230L78 231L77 233H79V237L77 238H73V240L70 239V241L66 240L68 243H69V246H70V250L72 251L71 253L73 254H76L77 255V260L78 262H76L77 264H87L88 262L90 261H95L97 260V258H95V252L93 251V246H95L93 244V239L92 241L87 239L86 237L90 234V229H89V225H88ZM35 224V223H33ZM38 224V223H37ZM52 224V223H51ZM59 224V223H58ZM91 224V223H90ZM155 224V223H154ZM42 225V224H41ZM59 225H62V224H59ZM71 225V224H70ZM74 225V224H73ZM72 225V226H73ZM112 225V224H111ZM1 226V225H0ZM3 226V225H2ZM52 226H54L52 224ZM66 226V224H65ZM115 226V225H114ZM123 226V224H122ZM146 226V225H145ZM144 226V227H145ZM25 227V226H24ZM59 227V226H58ZM67 228H69V225L66 226ZM136 227V226H135ZM143 227V226H142ZM10 228V227H9ZM16 228V227H15ZM32 228V227H31ZM35 228V227H34ZM32 228V229H34ZM38 228V227H37ZM43 228V227H42ZM6 229V228H5ZM93 229V228H92ZM141 229V228H140ZM256 229V228H255ZM1 230V229H0ZM59 230V228L57 229ZM66 230V229H65ZM64 230V231H65ZM69 230V229H68ZM127 231H131L130 229H126ZM154 230V229H153ZM159 230V229H158ZM222 230V229H221ZM34 231V230H33ZM51 231V230H50ZM125 231V230H124ZM137 231V230H136ZM160 231V230H159ZM229 231V230H228ZM16 232V231H14ZM13 232V233H14ZM49 232V231H48ZM56 232V231H55ZM54 232V233H55ZM93 232V231H92ZM161 232V231H160ZM206 232V231H205ZM66 233V232H65ZM136 233V232H135ZM190 233V232H189ZM214 233V232H213ZM231 233V231H230ZM257 233V232H256ZM10 234V233H9ZM22 234V233H21ZM39 234V232H38ZM37 233H33V243H34V247H38V252H39V256L38 258L40 259L39 261H41V263L39 264H68L67 262V259L65 257H63V251H62V242L57 238V237H53V236H49V234H45V236L43 238H41L40 236H38ZM53 234V233H51ZM58 234V233H57ZM161 234V233H160ZM194 234V233H192ZM198 234V233H197ZM4 235V234H3ZM18 235V234H17ZM30 235V234H29ZM40 235V234H39ZM56 235V234H55ZM59 235V234H58ZM97 235V233H96ZM199 235V234H198ZM197 235V237H198ZM210 235V234H209ZM5 236V235H4ZM60 236V235H59ZM66 236H67V233H66ZM86 236V237H85ZM166 236V235H165ZM192 236V235H191ZM202 236V235H201ZM200 236V237H201ZM221 236V235H220ZM15 237V236H13ZM12 237V238H13ZM68 237V236H67ZM143 237V236H142ZM194 237V236H193ZM0 238H2V235L0 236ZM11 238V239H12ZM137 238V237H136ZM167 238V236H166ZM175 238V237H174ZM232 238V237H231ZM6 239V238H5ZM16 239V238H15ZM64 239V238H63ZM67 239V238H66ZM98 239V238H97ZM116 239V238H115ZM163 239H165L163 237ZM187 239V238H186ZM202 239V238H201ZM211 239V238H210ZM182 242L179 243L177 242L176 240L173 241V240H169L167 239L165 242L161 243V251H162V255H161V258H164L163 260H165L164 262H168L170 264H189L191 263V261H188V259L184 256L183 253V250H182V246H185V248L189 247L190 244L187 243V241H185V238H182L181 239ZM7 241V240H6ZM98 241V240H97ZM163 241V240H162ZM206 241V239L204 240ZM204 241H199V247H203L204 245ZM14 242V241H13ZM13 242H12V245H13ZM19 242V241H18ZM64 242V241H63ZM208 242V241H207ZM260 242V241H259ZM1 243V242H0ZM201 243V244H200ZM11 244V242H10ZM113 244V243H112ZM117 244V243H116ZM19 245V244H18ZM64 245V244H63ZM119 245L120 247H124V243L122 242H119ZM158 245V244H157ZM182 245V246H181ZM221 244H219L220 246ZM9 246V245H8ZM140 246V245H139ZM4 247V246H3ZM33 247V246H31ZM111 247V246H109ZM135 247V246H134ZM138 247V246H137ZM147 247V246H146ZM159 247V246H158ZM196 247V246H195ZM68 248V247H67ZM217 248V247H216ZM125 249V248H124ZM138 249V248H137ZM160 249V248H159ZM158 249V250H159ZM181 251L178 253V250ZM36 250V249H35ZM140 251V249H138ZM145 250V249H144ZM185 250V249H184ZM1 251V250H0ZM28 251V250H27ZM97 251V250H96ZM126 251V250H125ZM155 251V250H154ZM160 251V250H159ZM158 251V252H159ZM160 251V252H161ZM173 251H175V253H173ZM194 251V250H193ZM197 251V250H195ZM24 252V251H23ZM134 252V251H133ZM185 252V251H184ZM191 253V251H189ZM65 253V252H64ZM107 253V252H106ZM130 253V252H129ZM151 253H152V250H151ZM155 253V252H153ZM173 253V254H172ZM221 253V252H220ZM239 253V252H238ZM33 254V252H32ZM36 254V252H35ZM38 254V253H37ZM138 254V253H137ZM136 254V255H137ZM148 254V253H147ZM188 254V252H187ZM185 254V255H187ZM76 255H74V258L76 259ZM146 255V254H145ZM223 255V253H222ZM66 256V255H65ZM142 256V255H141ZM194 255H191L190 257H192ZM140 258V256H138ZM26 258L29 259L30 256H28L26 254ZM33 258V257H32ZM157 258V257H156ZM104 259V258H103ZM111 260L115 261L114 259L110 258ZM133 259V258H132ZM136 259V258H135ZM145 259H147V257H145ZM35 260V259H34ZM210 260V259H209ZM38 261V262H39ZM72 261V260H71ZM131 261V260H130ZM262 261V260H261ZM26 262H30L29 260L26 261ZM37 262V263H38ZM147 262V261H146ZM222 262V257L221 258H214L212 261H208L207 263L205 264H221ZM73 263V262H72ZM132 263V262H131ZM116 264V263H114ZM133 264V263H132ZM135 264V263H134ZM149 264V262H148ZM192 264V263H191Z\"/></svg>", "mask_w": 264, "mask_h": 264}]
</instances>
